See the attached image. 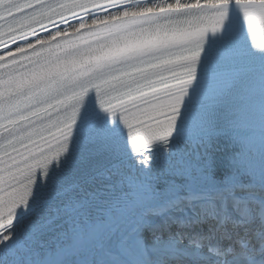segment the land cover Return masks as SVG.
Instances as JSON below:
<instances>
[{
  "label": "snow or ice",
  "instance_id": "1",
  "mask_svg": "<svg viewBox=\"0 0 264 264\" xmlns=\"http://www.w3.org/2000/svg\"><path fill=\"white\" fill-rule=\"evenodd\" d=\"M257 24L264 0H0V244L27 211L37 241L67 224L41 264H264Z\"/></svg>",
  "mask_w": 264,
  "mask_h": 264
},
{
  "label": "bare ground",
  "instance_id": "2",
  "mask_svg": "<svg viewBox=\"0 0 264 264\" xmlns=\"http://www.w3.org/2000/svg\"><path fill=\"white\" fill-rule=\"evenodd\" d=\"M257 167L264 165L258 154L256 160ZM99 179L103 180L101 176ZM89 192L95 194L98 192L103 196L109 195V189L104 183L89 188ZM54 204L43 210L44 215L40 216V222L43 223L48 219V213L53 210ZM67 224L62 225L48 235L42 237L39 241L29 239L23 241V235L32 229L30 220L20 223L15 230L13 240L8 242L7 247L0 244V261H7L8 264H41L42 261L51 257L59 243L60 234L64 231Z\"/></svg>",
  "mask_w": 264,
  "mask_h": 264
}]
</instances>
